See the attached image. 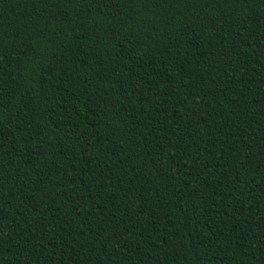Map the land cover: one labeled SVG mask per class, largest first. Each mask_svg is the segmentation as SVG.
I'll return each instance as SVG.
<instances>
[{
    "label": "trees",
    "instance_id": "1",
    "mask_svg": "<svg viewBox=\"0 0 264 264\" xmlns=\"http://www.w3.org/2000/svg\"><path fill=\"white\" fill-rule=\"evenodd\" d=\"M0 264H264V0H0Z\"/></svg>",
    "mask_w": 264,
    "mask_h": 264
}]
</instances>
